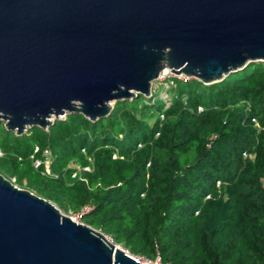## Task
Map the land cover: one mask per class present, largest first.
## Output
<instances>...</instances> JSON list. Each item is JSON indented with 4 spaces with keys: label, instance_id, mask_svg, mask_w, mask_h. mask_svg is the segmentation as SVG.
<instances>
[{
    "label": "trees",
    "instance_id": "obj_1",
    "mask_svg": "<svg viewBox=\"0 0 264 264\" xmlns=\"http://www.w3.org/2000/svg\"><path fill=\"white\" fill-rule=\"evenodd\" d=\"M165 85L96 121L75 113L20 134L0 124V174L65 213L90 206L81 222L134 255L264 264V62L209 84L171 76ZM43 149L49 173L33 167Z\"/></svg>",
    "mask_w": 264,
    "mask_h": 264
},
{
    "label": "water",
    "instance_id": "obj_2",
    "mask_svg": "<svg viewBox=\"0 0 264 264\" xmlns=\"http://www.w3.org/2000/svg\"><path fill=\"white\" fill-rule=\"evenodd\" d=\"M264 62V0H0V124L16 134ZM0 264H143L0 174Z\"/></svg>",
    "mask_w": 264,
    "mask_h": 264
},
{
    "label": "built area",
    "instance_id": "obj_3",
    "mask_svg": "<svg viewBox=\"0 0 264 264\" xmlns=\"http://www.w3.org/2000/svg\"><path fill=\"white\" fill-rule=\"evenodd\" d=\"M170 70V69H169ZM172 72L170 71V74ZM175 75L172 73V76ZM168 77H171V76H168ZM176 77V75H175ZM164 78V77H162ZM187 78V77H186ZM159 79H161L159 76H158V81ZM164 80H166V78H164ZM156 81V80H155ZM154 82V81H153ZM152 82V83H153ZM154 92V91H153ZM152 92H150L151 94ZM39 151V148L36 147L35 148V152ZM2 152L0 150V156H1ZM41 155H42V158H33L31 156V159H32V163H33V167L34 168H40L42 167L44 172L45 173H49L50 171V163H51V158H50V152L49 150L47 149H43L42 152H41ZM84 170H89L88 167H84L83 168ZM10 182L14 185L17 186L16 182H15V178H10L9 179ZM18 187V186H17ZM91 209L90 206L86 205L84 206L78 213H69L68 216L70 217V219H75V222H79L80 219H82L83 215L85 213H87L89 210ZM107 240L114 246H118L120 247L121 249H123L127 254H129L130 256H132L134 259L140 261L141 263L143 264H169V263H166V262H162V260L160 259V257L158 255H156L154 258L152 259H148V258H145L143 256H137V255H134V254H131L126 248H124L123 246H120L119 244L115 243L114 240H112V238H110L109 236H106Z\"/></svg>",
    "mask_w": 264,
    "mask_h": 264
},
{
    "label": "rangeland",
    "instance_id": "obj_4",
    "mask_svg": "<svg viewBox=\"0 0 264 264\" xmlns=\"http://www.w3.org/2000/svg\"><path fill=\"white\" fill-rule=\"evenodd\" d=\"M168 76H172V73L170 74V70L168 68H164L162 71H161V75H160V78L159 81L156 80L154 81L151 86H150V92H153V91H159V93L162 95L164 92V88H166V85H165V80L164 78H168ZM175 76V75H173ZM164 77V78H162ZM176 77L180 78V79H184L186 78V76L183 74V73H179L178 75H176ZM194 79V78H193ZM172 93V91H171ZM129 100V99H127ZM135 105L137 107V105H139L140 103L142 105H145L146 103H148L150 100L148 98H146L145 96L143 95H138V97L135 98ZM147 101V102H146ZM112 107L114 105V102H112L110 104ZM163 105V100L161 98H157V102L154 106H146L145 107V110L150 112L151 114H153V116H150L148 117L147 121L149 122V124H152L154 122V120L156 119V111L158 109H160ZM138 110V109H137ZM66 116H64L65 118ZM62 119V118H61ZM5 176H8L7 174H5ZM8 179V178H7ZM17 186L19 188H22V189H27L25 186L23 185H20V184H17ZM28 190V189H27ZM59 209V208H58ZM60 210V209H59ZM61 213H63L64 215L68 216L69 213H65L63 212L62 210H60ZM90 219V216H86L83 221L86 222ZM78 223H82L81 222V219L79 220ZM121 246V245H120ZM132 254V253H131Z\"/></svg>",
    "mask_w": 264,
    "mask_h": 264
},
{
    "label": "bare ground",
    "instance_id": "obj_5",
    "mask_svg": "<svg viewBox=\"0 0 264 264\" xmlns=\"http://www.w3.org/2000/svg\"><path fill=\"white\" fill-rule=\"evenodd\" d=\"M178 75V74H177ZM115 247H118V246H115Z\"/></svg>",
    "mask_w": 264,
    "mask_h": 264
},
{
    "label": "clouds",
    "instance_id": "obj_6",
    "mask_svg": "<svg viewBox=\"0 0 264 264\" xmlns=\"http://www.w3.org/2000/svg\"><path fill=\"white\" fill-rule=\"evenodd\" d=\"M84 224V223H83Z\"/></svg>",
    "mask_w": 264,
    "mask_h": 264
}]
</instances>
